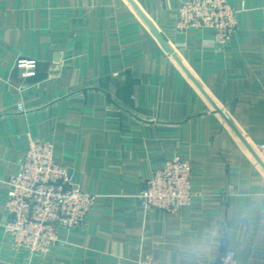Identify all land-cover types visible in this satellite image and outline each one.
I'll list each match as a JSON object with an SVG mask.
<instances>
[{
	"label": "crops",
	"instance_id": "1",
	"mask_svg": "<svg viewBox=\"0 0 264 264\" xmlns=\"http://www.w3.org/2000/svg\"><path fill=\"white\" fill-rule=\"evenodd\" d=\"M183 1L0 0V264H217L227 250L264 264V0H227L236 25L214 45L212 29H176ZM29 138L97 195L33 257L4 230ZM174 155L199 194L144 209L146 180Z\"/></svg>",
	"mask_w": 264,
	"mask_h": 264
},
{
	"label": "built area",
	"instance_id": "2",
	"mask_svg": "<svg viewBox=\"0 0 264 264\" xmlns=\"http://www.w3.org/2000/svg\"><path fill=\"white\" fill-rule=\"evenodd\" d=\"M238 10L227 0H184L175 24L179 32L189 28H209L213 39L208 45L228 41L236 25ZM23 77L36 74L35 59L19 57L15 62ZM23 110L22 105L17 107ZM264 161V139L256 145ZM51 142L29 138L27 150L16 173L7 180L4 230L17 248L30 257L58 243V231L85 221L97 195L82 191L67 166L53 158ZM191 164L178 155L151 171L139 199L144 209L155 207L176 213L199 193L191 188ZM136 264H168L140 255ZM217 264H239L232 250L222 254Z\"/></svg>",
	"mask_w": 264,
	"mask_h": 264
}]
</instances>
